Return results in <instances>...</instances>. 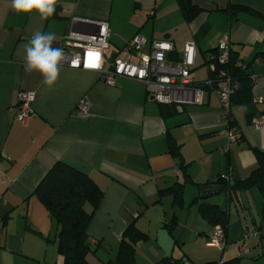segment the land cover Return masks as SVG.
<instances>
[{
	"label": "crops",
	"instance_id": "obj_1",
	"mask_svg": "<svg viewBox=\"0 0 264 264\" xmlns=\"http://www.w3.org/2000/svg\"><path fill=\"white\" fill-rule=\"evenodd\" d=\"M192 2L200 10L187 19L179 0H57L59 16L42 20L37 13L17 14L12 0H0V264H64L58 225L33 194L58 160L86 171L104 190L87 229L97 248L89 254V264H113L123 232L134 219L148 235L136 244L135 264H164L167 258L231 264L241 256L236 264H264L259 190L238 192L230 201L226 192L225 201L210 199L217 194L203 196L205 185L220 177L228 176L232 183L249 177L259 165L258 151L264 152V125L252 123L264 112V0ZM100 21L110 28L108 59L127 57L126 41L137 34L146 44L132 55L136 63L160 41L173 43L167 61L175 63L185 43L195 41V84L211 78L210 54L228 41L237 63L260 59L247 70L255 76L254 101L233 105L232 126L217 91L202 87L201 103L178 105L177 113L164 117L161 103L140 81L119 77L109 85L96 70L61 66L49 89L40 73L24 70V44L33 32L52 34L53 47L59 48L68 31L96 32ZM21 90L35 93L34 114L26 124L14 111ZM82 99L89 106L86 117L76 112ZM228 125L240 138L224 152ZM171 140L181 145L187 171L170 151ZM176 184L184 185L179 200L169 191ZM207 204L228 212L223 250L207 246L216 226L201 213ZM252 231L258 235L248 238L242 255L245 234Z\"/></svg>",
	"mask_w": 264,
	"mask_h": 264
},
{
	"label": "trees",
	"instance_id": "obj_2",
	"mask_svg": "<svg viewBox=\"0 0 264 264\" xmlns=\"http://www.w3.org/2000/svg\"><path fill=\"white\" fill-rule=\"evenodd\" d=\"M179 3L187 19L194 18L196 13L200 10L199 7L193 4L192 0H179ZM237 10H239L238 7ZM59 12L60 7L56 3V11L51 17H58ZM233 12L234 9L230 11L231 14H233ZM216 51L217 48L212 51L211 54L216 53ZM177 59L179 60L180 58ZM208 61L210 64L215 60L210 58ZM244 63H237L232 52L229 63L222 65L216 60V70L211 71V78L217 81L214 82L212 86L203 85L202 87L216 90L221 80L218 74L220 71L224 70L228 75L240 83L239 89L232 95V104L252 103L254 101L252 93L253 81L250 73L247 71L251 65L248 63V68H244ZM178 105L180 104L161 103V114L166 117L170 114L177 113ZM229 122L230 125H234L231 116ZM169 149L172 154L179 159L180 167L187 171L188 164L183 161L180 150L181 145L171 140ZM258 152L259 165L253 170L249 177L236 180L233 183L230 179L220 177L213 183L214 185H205L206 187H204L203 193H210L213 189L217 188L221 190V193L226 192L230 201L235 198L234 195L238 192L257 188L262 196V213L264 216V152ZM207 188L209 189L207 190ZM183 189L184 185L176 184L169 189V191L175 193V197L179 200L182 196ZM33 194L45 204L58 225L57 246L59 253L64 257V264H89L88 256L90 253H96L97 248H93L90 243L87 229L93 214L98 209L104 197V190L86 171L68 162L58 160L49 168L35 188ZM200 209L203 216L210 223L221 225L226 235V229L229 224L228 212L221 209L218 205H202ZM147 239L148 235L138 228L136 219H134L123 232L120 247L113 264H135L136 244L139 241H145ZM172 259L173 258L164 259L163 263L184 264L186 260V258ZM241 259L242 256L229 263L236 264L240 262Z\"/></svg>",
	"mask_w": 264,
	"mask_h": 264
},
{
	"label": "built area",
	"instance_id": "obj_3",
	"mask_svg": "<svg viewBox=\"0 0 264 264\" xmlns=\"http://www.w3.org/2000/svg\"><path fill=\"white\" fill-rule=\"evenodd\" d=\"M99 28L96 32L68 31L62 38L60 47L64 50L65 59L61 66L73 69H91L100 73L102 80L109 85H115L119 77H127L140 81L145 84L147 91L156 101L163 104H192L203 101V85L212 86L214 78H209L202 85L195 84L191 77L193 66L195 65V56L197 44L195 41H187L181 52L180 59L175 63L167 61V55L174 46L170 41L155 42L151 53L148 56L141 57L138 63L132 61V55L141 51L146 44V38L140 34L135 35L132 39L126 41L123 48L128 52L127 57L121 54L115 55L108 59L105 51L110 47V28L106 21H100ZM94 54H98V59ZM231 56L230 44L228 41H222L217 47L216 53L210 54V58L217 60L220 64L229 63ZM256 59L253 63H258ZM215 61L210 63L211 71L216 70ZM253 63H250L252 65ZM95 65V66H92ZM248 63L243 67L248 68ZM250 67V66H249ZM221 78L216 88L222 104L224 106V117L229 120L231 116L232 95L239 89V81L233 79L226 71L222 70L218 74ZM254 79L255 76L251 75ZM35 93L33 91L21 90L19 92V101L14 108L16 118L26 124L34 114L33 102ZM76 112L86 117L89 115V106L86 99H82ZM254 127L261 128L264 125V113L256 114L252 118ZM228 142L224 152L229 147L239 141V133L228 125L225 130ZM229 179L228 176H224ZM258 232L252 231L245 234V240L240 247L242 255L248 251V238L257 236ZM226 235L221 225H216L207 246L216 247L223 250L226 246ZM93 243H97L93 239ZM184 264H190L186 259Z\"/></svg>",
	"mask_w": 264,
	"mask_h": 264
},
{
	"label": "clouds",
	"instance_id": "obj_4",
	"mask_svg": "<svg viewBox=\"0 0 264 264\" xmlns=\"http://www.w3.org/2000/svg\"><path fill=\"white\" fill-rule=\"evenodd\" d=\"M57 0H12V7L17 14H39L42 20L54 15ZM54 36L35 31L31 39L24 44V70L38 72L43 77V84L52 89L55 87L64 62L62 48L53 47Z\"/></svg>",
	"mask_w": 264,
	"mask_h": 264
},
{
	"label": "water",
	"instance_id": "obj_5",
	"mask_svg": "<svg viewBox=\"0 0 264 264\" xmlns=\"http://www.w3.org/2000/svg\"><path fill=\"white\" fill-rule=\"evenodd\" d=\"M79 22H85V23H87V24H89L88 22L89 21H84V20H80ZM99 27V26H98ZM209 188H207V190H208ZM221 193V190L220 189H217V188H215V189H213V191L212 192H210V193H206V192H204V197L205 196H209V195H213V194H220Z\"/></svg>",
	"mask_w": 264,
	"mask_h": 264
},
{
	"label": "rangeland",
	"instance_id": "obj_6",
	"mask_svg": "<svg viewBox=\"0 0 264 264\" xmlns=\"http://www.w3.org/2000/svg\"><path fill=\"white\" fill-rule=\"evenodd\" d=\"M109 49V48H108ZM108 49H106V50H108ZM109 51H111V50H109ZM210 199H213V201L214 200H217V199H220V200H223V201H225L226 199H225V194L224 193H222V194H217V195H215V196H212Z\"/></svg>",
	"mask_w": 264,
	"mask_h": 264
},
{
	"label": "snow or ice",
	"instance_id": "obj_7",
	"mask_svg": "<svg viewBox=\"0 0 264 264\" xmlns=\"http://www.w3.org/2000/svg\"><path fill=\"white\" fill-rule=\"evenodd\" d=\"M96 56V58L98 59V54H94ZM92 66H95V65H92Z\"/></svg>",
	"mask_w": 264,
	"mask_h": 264
}]
</instances>
